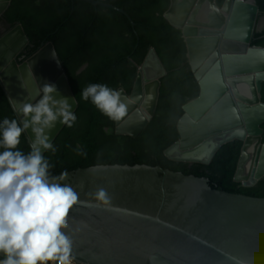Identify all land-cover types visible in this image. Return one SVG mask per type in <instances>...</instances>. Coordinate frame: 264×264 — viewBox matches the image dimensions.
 Instances as JSON below:
<instances>
[{"label":"water","instance_id":"95a60500","mask_svg":"<svg viewBox=\"0 0 264 264\" xmlns=\"http://www.w3.org/2000/svg\"><path fill=\"white\" fill-rule=\"evenodd\" d=\"M11 1L0 0V15ZM84 1L119 10L133 21L124 8L106 0ZM257 1L224 0L220 5L193 0L174 21L177 3L170 0L164 12L182 30L200 88L183 105L180 138L164 154L177 162L210 165L225 144L241 141L234 180L246 187L264 177V109L259 108L264 107V46L252 44ZM30 42L21 22L0 36V82L41 158L79 102L53 41L20 60ZM43 53L51 56L36 74L30 65ZM255 54L258 61L233 64ZM167 74L156 48L150 47L131 93L123 86L117 90V134L137 137L148 126ZM14 75L20 86L12 94L7 81ZM22 184L48 194L0 184V234L12 242L84 264H264V197L214 189L204 177L148 164H102ZM0 264L16 263L0 259Z\"/></svg>","mask_w":264,"mask_h":264},{"label":"trees","instance_id":"16d2710c","mask_svg":"<svg viewBox=\"0 0 264 264\" xmlns=\"http://www.w3.org/2000/svg\"><path fill=\"white\" fill-rule=\"evenodd\" d=\"M106 1L124 8L133 21L119 10L84 0H12L0 18L6 27L4 31L0 28V36L18 22L24 25L31 42L20 60L36 52L43 42H54L79 102L39 158L0 82V184L18 192L47 195V189L22 182L59 177L81 167L148 164L207 178L214 189L264 197V180L251 188L234 181L241 142L224 145L210 165L177 162L165 156V149L180 138L177 125L183 105L197 97L200 89L182 30L164 17L170 0ZM217 1L220 5L224 2ZM257 3L262 18L264 0ZM252 44L264 46V27L257 26ZM152 46L168 70L162 77L157 111L138 138L117 135V90L123 86L128 93L132 91L138 67ZM84 64L86 68L78 72ZM262 97L264 101V84ZM3 245L10 247L4 259L32 264V247L0 234V249Z\"/></svg>","mask_w":264,"mask_h":264},{"label":"bare ground","instance_id":"6f19581e","mask_svg":"<svg viewBox=\"0 0 264 264\" xmlns=\"http://www.w3.org/2000/svg\"><path fill=\"white\" fill-rule=\"evenodd\" d=\"M193 0H176L177 3V8H176V12L172 13V19L174 21H179L182 15H185L186 12L189 10L191 4H192ZM180 3H184L186 6H182L180 5ZM251 3H254L253 1H251ZM227 7H230V3H227ZM51 55H49L48 53H43L42 55H40L39 57H37L35 60H33V62L31 63L30 67L33 70L34 73L36 74H40L41 69L43 68L45 62L50 58ZM258 58H261L260 55H256L254 57H252V59L249 60H239V59H235L233 64L237 65V64H242L247 66L246 64H248L251 61H258ZM153 61V57L151 56L150 58V62ZM145 72V71H144ZM148 73L150 76H154L156 74V70L153 67H150L148 69ZM18 77L16 75L12 76L11 78L8 79L7 81V86L10 89L12 94H15L16 89L20 86L19 84V80L17 79ZM259 108L264 109L263 106H259ZM263 168H264V163H263Z\"/></svg>","mask_w":264,"mask_h":264},{"label":"clouds","instance_id":"9594fccd","mask_svg":"<svg viewBox=\"0 0 264 264\" xmlns=\"http://www.w3.org/2000/svg\"><path fill=\"white\" fill-rule=\"evenodd\" d=\"M12 2V1H11ZM11 5V4H10ZM9 5V6H10ZM8 9V8H7ZM6 9V10H7ZM5 10V11H6ZM5 13V12H4ZM3 13V14H4ZM3 14L2 15H0V18L3 16ZM259 15H260V12H259ZM264 20V16L262 17V18H258V22L260 21V25L258 24V22H257V26L259 27V28H262V27H264V22H263V20ZM12 28V27H11ZM257 28V27H256ZM5 30V29H4ZM3 30V31H4ZM9 30V29H8ZM6 32V31H5ZM4 32V33H5ZM3 33V34H4ZM2 34V35H3ZM52 41V40H51ZM26 50V49H25ZM27 58V57H26ZM25 59V58H24ZM62 61V60H61ZM144 61V60H143ZM63 63V62H62ZM143 63V62H142ZM141 63V64H142ZM140 64V65H141ZM84 65H86V64H84ZM139 65V66H140ZM138 69H139V67H138ZM66 71V70H65ZM69 78V77H68ZM137 78V77H136ZM263 91V90H262ZM131 93V92H130ZM262 100H263V97H262ZM116 106V105H115ZM115 109H116V107H115ZM17 115V114H16ZM154 117V116H153ZM153 119V118H152ZM151 119V120H152ZM151 122V121H150ZM149 122V123H150ZM21 124V123H20ZM264 124V123H263ZM149 125V124H148ZM115 126H116V117H115ZM262 127H263V125H262ZM264 128V127H263ZM109 128L107 127V130H108ZM146 129V128H145ZM145 129L139 134V136H141V134L145 131ZM116 133V132H115ZM117 134V133H116ZM117 135H127V134H117ZM127 136H130V135H127ZM139 136H137V137H133V136H130V137H132V138H138ZM235 141H238V140H235ZM232 142H234V141H232ZM239 142V141H238ZM241 142V141H240ZM229 143H231V142H229ZM242 143V142H241ZM228 144V143H227ZM226 145V144H225ZM242 147H243V143H242ZM241 152H242V149H241ZM44 156V155H43ZM42 156V157H43ZM241 156V155H240ZM240 159V158H239ZM213 162V161H212ZM239 163V162H238ZM237 168H238V166H237ZM237 171V170H236ZM235 174H236V172H235ZM234 177H235V175H234ZM261 180H264V177L262 178V179H260L254 186H256ZM235 181V180H234ZM238 183V182H237ZM239 184H241L243 187H245V188H251V187H254V186H251V187H246V186H244L243 185V183H239ZM2 235V234H1ZM5 237V236H4ZM10 247H9V245H3L2 246V248L0 249V259L1 260H5V261H9V260H7V259H4L3 258V255H5L6 254V252L8 251V249H9ZM33 249H32V251H31V253H30V260L32 261V264H34L35 262H37V261H39V262H43V261H48V264H56V263H58V264H69L70 262H72V263H74V264H84V263H81V262H78V261H76V260H74V259H72V258H70V257H68V256H63V255H58L57 253H50V252H47V251H44V250H42V249H40V248H35V247H32ZM1 250H6L5 252H2ZM35 251H42L43 253H44V255L43 256H37V255H35ZM60 259H62L63 260V262H59V260ZM9 262H11V263H16V262H12V261H9ZM16 264H19V263H16Z\"/></svg>","mask_w":264,"mask_h":264},{"label":"built area","instance_id":"2783aa9c","mask_svg":"<svg viewBox=\"0 0 264 264\" xmlns=\"http://www.w3.org/2000/svg\"><path fill=\"white\" fill-rule=\"evenodd\" d=\"M35 255H37V256H43L44 253L42 251H35ZM59 262L61 263V262H63V260L60 259ZM69 264H74V263L70 262Z\"/></svg>","mask_w":264,"mask_h":264},{"label":"flooded vegetation","instance_id":"af4514ba","mask_svg":"<svg viewBox=\"0 0 264 264\" xmlns=\"http://www.w3.org/2000/svg\"><path fill=\"white\" fill-rule=\"evenodd\" d=\"M0 28L2 29V30H4L6 27L4 26V24H3V20H0Z\"/></svg>","mask_w":264,"mask_h":264},{"label":"rangeland","instance_id":"374dc122","mask_svg":"<svg viewBox=\"0 0 264 264\" xmlns=\"http://www.w3.org/2000/svg\"><path fill=\"white\" fill-rule=\"evenodd\" d=\"M263 20V19H262ZM263 22H264V20H263ZM9 250V249H8ZM2 252H5L6 250H1Z\"/></svg>","mask_w":264,"mask_h":264}]
</instances>
